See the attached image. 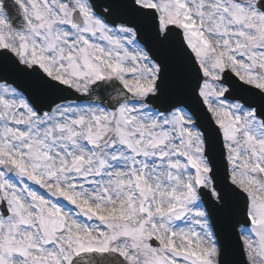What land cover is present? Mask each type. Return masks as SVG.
<instances>
[{
    "label": "snow or ice",
    "instance_id": "1",
    "mask_svg": "<svg viewBox=\"0 0 264 264\" xmlns=\"http://www.w3.org/2000/svg\"><path fill=\"white\" fill-rule=\"evenodd\" d=\"M0 264H264V0H0Z\"/></svg>",
    "mask_w": 264,
    "mask_h": 264
}]
</instances>
